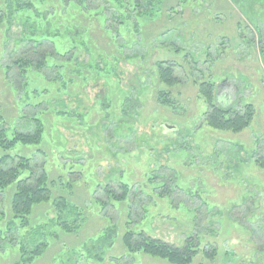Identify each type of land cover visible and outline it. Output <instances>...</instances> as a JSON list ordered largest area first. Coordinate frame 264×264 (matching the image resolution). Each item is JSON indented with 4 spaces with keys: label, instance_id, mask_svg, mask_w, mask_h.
Here are the masks:
<instances>
[{
    "label": "rangeland",
    "instance_id": "obj_1",
    "mask_svg": "<svg viewBox=\"0 0 264 264\" xmlns=\"http://www.w3.org/2000/svg\"><path fill=\"white\" fill-rule=\"evenodd\" d=\"M36 40L54 51L15 88L6 67L36 59ZM262 49L264 0H0V129L44 126L39 145L0 157L43 166L51 189L25 218L11 210L16 182L0 189V264H170L129 252L127 231L191 238L190 264H264ZM204 82L216 107L251 104L249 126H208ZM120 182L129 194L108 198Z\"/></svg>",
    "mask_w": 264,
    "mask_h": 264
},
{
    "label": "trees",
    "instance_id": "obj_2",
    "mask_svg": "<svg viewBox=\"0 0 264 264\" xmlns=\"http://www.w3.org/2000/svg\"><path fill=\"white\" fill-rule=\"evenodd\" d=\"M45 42L47 41H32L30 49L37 57L36 59H30L27 56L19 57L14 60L11 65L6 67L7 71L11 68H15L16 77H20L17 82L12 81L15 88H23L24 75L28 67L34 68L35 71H42L46 68V57L48 54H52L54 51V45L51 43V49H45ZM26 52V51H25ZM264 57V49L261 50ZM159 76L163 83L167 85H173L177 82L173 76V68L171 66L160 67ZM200 92L207 98L209 104V111L206 112L204 120L208 126L218 130H228L234 133H238L245 129L251 123L254 117V109L251 104L245 105L243 113L232 111L231 109H225L222 107H216L212 103L213 99V85L210 83H201L199 85ZM30 127L26 131L15 130L12 137L7 138L3 128L0 129V147L7 151L15 146L17 143L25 145H39L42 141L44 126L40 119L32 118ZM256 163L259 167L264 169V157L256 159ZM35 165V164H34ZM31 163V159L23 156H12L4 154L0 157V189L3 190L9 185L16 182V190L12 195L11 210L15 218H25L30 215L33 206L42 202L49 201L51 196V189L49 186L48 173L44 167L41 166L40 171L36 170V167ZM27 172L25 178L19 179L21 173ZM121 194H117L116 191L110 186L106 185L104 190L108 198H112L115 201H121L129 194V188L126 183L120 182ZM68 228L67 225H63ZM189 239V240H188ZM193 240L187 238V240L180 246L165 242L161 239L153 238L144 232L127 231L123 236V244L129 252L141 251L144 254L152 257H158L166 260L170 264H190L193 257L196 255V246L192 245ZM43 246V245H42ZM26 253V251H23ZM29 259L32 260L35 256L40 254V249L34 247L29 253ZM205 255L212 259L214 251L210 253L205 252Z\"/></svg>",
    "mask_w": 264,
    "mask_h": 264
},
{
    "label": "water",
    "instance_id": "obj_3",
    "mask_svg": "<svg viewBox=\"0 0 264 264\" xmlns=\"http://www.w3.org/2000/svg\"><path fill=\"white\" fill-rule=\"evenodd\" d=\"M164 127H165V128H169V126H167V125H164Z\"/></svg>",
    "mask_w": 264,
    "mask_h": 264
}]
</instances>
